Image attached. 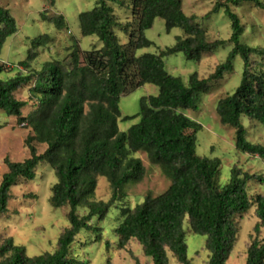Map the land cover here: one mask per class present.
Listing matches in <instances>:
<instances>
[{"label": "trees", "instance_id": "trees-1", "mask_svg": "<svg viewBox=\"0 0 264 264\" xmlns=\"http://www.w3.org/2000/svg\"><path fill=\"white\" fill-rule=\"evenodd\" d=\"M130 1L131 18L126 22L119 20L112 6H124L123 0H96L92 10L79 15L82 36H97L103 47L82 54L73 51L71 69L58 61L47 62L40 70L33 68L37 50L51 41L49 35H43L31 40L27 58L18 64L26 73L19 71L0 80V111L26 122L34 133L26 139L27 159L4 160L8 171L0 182V219L8 213L12 188L21 181L35 180L41 164L56 172L51 206L70 209L69 227L62 230L54 252L31 257L24 246L8 237L0 241V264H87L72 254V246L82 230L94 232L96 241H101L103 228L94 224L95 219L105 220L110 210L127 198V187L144 180L147 171L135 157L137 153H145L158 165L170 186L158 196L148 193L134 209H121L122 221L114 229L118 250L127 249L133 241L153 264H169V253L179 264H194L187 255L186 238L198 234L206 236L205 264H227L238 239V220L255 206L258 222L247 242L245 264H264V195L249 193V183L264 184V175H251L234 166L230 182L221 186L220 160L197 155V134L202 125L186 115L199 109V95L234 72V63L240 58V84L218 101L216 111L222 125L235 129L236 148L264 160V144L249 142L242 123L246 116L264 126V68L262 61H252L253 56L264 59V47L243 42L245 26L232 9L253 4L264 11V2L215 0L205 18L224 13L231 25L230 38L225 41L210 40L206 29L195 22L196 17L184 13L183 0ZM41 17L59 31L68 26L63 15L42 13ZM157 18L165 21L167 33L180 28L184 36L158 54L137 56L139 50L154 44L145 32ZM119 31L128 36V42L119 43ZM17 32L16 20L0 5V55ZM228 44L232 48L225 61L207 78L193 73L185 82L166 69L164 59L169 56L183 53L188 60L200 62L203 55L215 54ZM9 67L0 61V75ZM146 84L157 86L158 94L142 97L140 121L128 131H120L121 98ZM27 85L36 109L23 117L26 102L17 98V92ZM35 144L46 145V150L39 154ZM99 177L111 187L107 202L94 199ZM82 210L86 214L81 215ZM111 247L107 242V251ZM106 264L114 263L109 258Z\"/></svg>", "mask_w": 264, "mask_h": 264}, {"label": "rangeland", "instance_id": "rangeland-1", "mask_svg": "<svg viewBox=\"0 0 264 264\" xmlns=\"http://www.w3.org/2000/svg\"><path fill=\"white\" fill-rule=\"evenodd\" d=\"M130 2L123 0L122 7L112 4L120 21L126 22L131 18ZM214 2L215 0H183V11L189 17H196L195 22L206 29L210 40L227 41L231 35V25L224 13L205 18L212 10ZM95 4L96 0H55L54 5L50 4V0H0V5L10 11L18 27V32L7 40L0 55V61L11 66L10 70L0 75V80H6L23 71L18 64L27 58L31 40L43 35H49L51 41L37 50L38 56L32 65L36 70H40L50 61H58L65 68L71 69L73 51L78 50L82 54L83 51L102 48L103 43L97 36L83 37L80 31L79 15L92 10ZM232 9L245 26L243 42L251 47H264V11L255 8L253 4H243ZM42 13L48 16L63 15L68 23L67 28L57 30L52 24L43 21ZM133 25H136V22H133ZM116 34L120 44L128 42L125 33L119 31ZM145 36L154 44L139 50L137 56L145 53L158 54L160 50L174 46L176 38L184 36V31L175 28L167 33L165 21L157 18L153 27L145 32ZM231 48L232 46L228 44L215 54H205L200 62L188 60L183 53H178L164 59L165 66L170 74L182 78L185 82H188L189 76L193 73H198L200 78H207L218 64L225 61ZM252 61H262L264 68V59L253 56ZM234 66V72L212 84L208 93L199 95L198 110L186 112L188 117L202 125V130L197 134V155L220 160L221 186L230 182L234 166L251 175H264V160L236 148L235 129L222 125L216 111L218 101L232 94L240 84L243 61L237 58ZM30 87L27 85L17 92V98L26 102V107L22 111L23 117H27L36 109V102L30 98ZM158 92L157 86L146 84L121 98L119 107L122 118L118 121L120 131H128L140 121V117H137L140 113V99L155 96ZM126 116L136 118L123 120ZM242 123L249 142L264 144L262 124L252 122L246 116L242 118ZM26 124L0 111V182L4 173L8 171L4 163L7 157L13 162H23L30 156L26 139L34 133ZM35 147L39 154L46 150V145L35 144ZM135 157L142 160L147 171L146 176L140 184L127 187V198L114 206L105 220L95 219L94 224L103 228L102 240L96 241L94 232L82 230L72 246V254L87 264H106L109 258L114 264H153V261L144 255L142 247L133 241L125 250H118L116 247L118 239L114 229L122 221L121 209L123 207L134 209L143 202L148 193L158 196L170 186V181L164 176L161 168L153 164L145 153H137ZM55 173L49 165L41 164L36 171L35 180L21 181L12 188L8 213L0 219V241L12 237L16 244L26 248L27 255L31 257L56 250L62 230L69 227L67 216L70 209L66 207L55 210L50 204L52 187L57 183ZM249 193L252 196L264 195V184L251 181ZM110 198V184L105 178L99 177L94 199L107 202ZM86 212L82 210L80 214ZM257 222L255 206L238 220V239L227 264H245L247 242ZM107 242L112 244L110 251L106 249ZM205 243L206 236L198 234L187 236V255L194 264H205L208 260V252L204 249ZM168 258L169 264H179L171 253L168 254Z\"/></svg>", "mask_w": 264, "mask_h": 264}]
</instances>
